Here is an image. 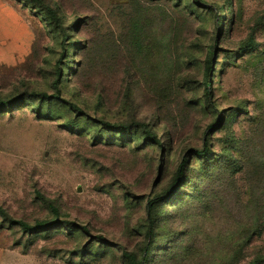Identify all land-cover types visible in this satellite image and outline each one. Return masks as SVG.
I'll list each match as a JSON object with an SVG mask.
<instances>
[{"label":"rangeland","instance_id":"374dc122","mask_svg":"<svg viewBox=\"0 0 264 264\" xmlns=\"http://www.w3.org/2000/svg\"><path fill=\"white\" fill-rule=\"evenodd\" d=\"M39 1L0 0V94L22 99L0 110V206L30 223L52 221L51 205L62 216L38 233L0 216V264H127L122 248L140 259L158 196L146 264L264 256V0ZM42 4L58 5L60 27ZM68 102L146 123L162 147L139 127L100 132ZM206 141L213 153H191L167 198Z\"/></svg>","mask_w":264,"mask_h":264},{"label":"trees","instance_id":"16d2710c","mask_svg":"<svg viewBox=\"0 0 264 264\" xmlns=\"http://www.w3.org/2000/svg\"><path fill=\"white\" fill-rule=\"evenodd\" d=\"M35 2H37L38 4H41L39 0H35ZM42 8H43L44 15L47 18L48 22L52 25L54 23L56 27L58 26L60 27L61 25H60L59 15H58L59 14L58 5H55L54 7H52L50 5L42 4ZM59 36H62L63 42L65 43V40L68 37V35L65 33L61 35L59 33ZM251 44L255 46L254 43H251ZM72 47H73V44L70 45V48ZM210 56H213V53H211ZM207 62H208V69L210 73L212 70V63H213L212 59H209ZM206 85H207V93H206L207 100L208 102H211L213 92L211 89V82H210L209 76L206 80ZM45 97H51V96L47 95L46 93H43V98ZM58 97L61 98L60 95H58ZM21 100L22 99L19 96H15L13 98H5L1 96L0 94V110L7 109V108L10 109L14 106V104L20 103ZM68 105L70 106V108H72L73 111H76L79 115L88 116L95 122H98L99 124H101L103 126L102 128L104 129H99L100 132H103V131L118 132L121 135L123 133H131L132 132L131 129L133 127H137V128L139 127L142 130L144 140H148L150 142L156 143L158 147H162L163 141L149 128V126L146 123L135 122V123H130V124H120V123H115L111 121H106L103 119H96V118L91 117L82 107L78 106L77 104L73 102H68ZM221 121H222L221 116L219 114L217 119L215 120V126ZM68 124L72 125L75 123H73L72 121L71 123H68ZM191 153H193L198 159H201L202 161L206 162L208 160V157L213 152H212V149L208 146L207 141L205 142V145L201 149L188 150L186 154L182 157L181 162L176 169L174 177L164 194L167 198L175 194L177 189L186 180V177L188 175L189 166H190L189 157ZM160 201L161 199L158 196L155 199L150 200V202H148L149 212H148L147 235H148V239L151 241H150L149 247L147 248V253L143 254L142 257L139 259L137 258L134 252L129 251L126 248H122L123 256L127 260V264H146L147 261L149 260V256L153 252L154 250L153 248L155 246L152 240H154V237H155V230L157 227L156 209ZM51 211L54 215V219L52 221L44 219V220H38L34 223H30L22 219H15V218L10 217L8 213L6 212V210L0 206V216L5 218L6 221L9 222L11 225L19 226L22 229V231L26 233H36V232L38 233L45 229L50 228L55 223H60L62 215H61L59 208L56 207L55 205H51ZM69 222L70 221H64L63 223L69 224ZM80 228H84V227H80ZM98 238H102L106 240L105 237H103L102 235H100ZM250 264H264V256L262 255V256L257 257Z\"/></svg>","mask_w":264,"mask_h":264}]
</instances>
